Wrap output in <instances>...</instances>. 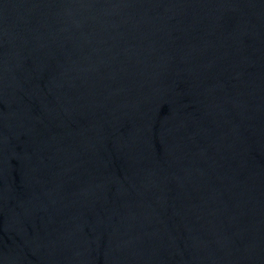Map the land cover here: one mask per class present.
<instances>
[{
  "label": "water",
  "instance_id": "1",
  "mask_svg": "<svg viewBox=\"0 0 264 264\" xmlns=\"http://www.w3.org/2000/svg\"><path fill=\"white\" fill-rule=\"evenodd\" d=\"M0 264H264V0H0Z\"/></svg>",
  "mask_w": 264,
  "mask_h": 264
}]
</instances>
